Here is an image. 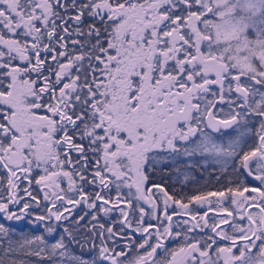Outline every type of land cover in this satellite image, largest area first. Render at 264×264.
Segmentation results:
<instances>
[{"label":"snow or ice","instance_id":"snow-or-ice-1","mask_svg":"<svg viewBox=\"0 0 264 264\" xmlns=\"http://www.w3.org/2000/svg\"><path fill=\"white\" fill-rule=\"evenodd\" d=\"M0 264H264V0H0Z\"/></svg>","mask_w":264,"mask_h":264},{"label":"flooded vegetation","instance_id":"flooded-vegetation-1","mask_svg":"<svg viewBox=\"0 0 264 264\" xmlns=\"http://www.w3.org/2000/svg\"><path fill=\"white\" fill-rule=\"evenodd\" d=\"M179 167L181 169V171L179 173L176 171L175 168L168 167L164 170V172H162V173L158 172L156 174V177H154V179H156L157 182L165 185L170 194H172L173 192H175L177 195L193 194L197 186L192 185V184H189L188 186L184 185V172H185V170L183 169L182 165ZM161 175L163 176L162 180L159 179V177ZM63 186L66 188L67 183L65 182V184ZM89 190H91V189H89ZM113 196H114V192H113ZM99 215H100L102 221L105 220L107 223L110 222L108 220V218H105L103 216V213H100ZM110 216H111V220H117L118 219V213H112V214H110ZM174 219H178V218L174 217ZM185 219H187V217H185ZM173 246L178 247V245H173Z\"/></svg>","mask_w":264,"mask_h":264},{"label":"trees","instance_id":"trees-1","mask_svg":"<svg viewBox=\"0 0 264 264\" xmlns=\"http://www.w3.org/2000/svg\"><path fill=\"white\" fill-rule=\"evenodd\" d=\"M102 222H105V223H107L105 220H103Z\"/></svg>","mask_w":264,"mask_h":264}]
</instances>
